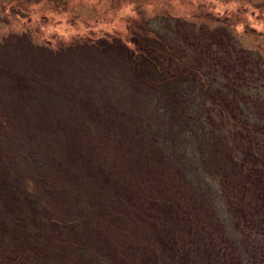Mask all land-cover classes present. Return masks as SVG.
Instances as JSON below:
<instances>
[{
    "label": "rangeland",
    "instance_id": "rangeland-1",
    "mask_svg": "<svg viewBox=\"0 0 264 264\" xmlns=\"http://www.w3.org/2000/svg\"><path fill=\"white\" fill-rule=\"evenodd\" d=\"M245 139L264 0H0V264H264Z\"/></svg>",
    "mask_w": 264,
    "mask_h": 264
},
{
    "label": "trees",
    "instance_id": "trees-1",
    "mask_svg": "<svg viewBox=\"0 0 264 264\" xmlns=\"http://www.w3.org/2000/svg\"><path fill=\"white\" fill-rule=\"evenodd\" d=\"M130 30V29H129ZM137 48V47H136ZM130 54H132L133 61H136L139 56H141L140 52H133L132 49H128ZM135 74L136 71H133ZM174 72H166L162 79H168L173 76ZM207 88V86H204ZM231 118V117H230ZM236 123V122H235ZM246 144L239 151L241 152V156L238 157L235 155L234 151L230 152V156L234 158V165L231 169L230 175L234 182L245 189L249 194L246 201H242L239 203V207L242 208L243 205H258V209H256L251 215L252 220H256L258 218L257 212L264 208V144L259 143L257 139H245ZM238 149V148H237ZM226 179L223 176L222 181ZM106 180H108L106 178ZM113 181L109 183L112 186ZM121 184H119L120 186ZM173 210V207L164 210V211H155V215L158 216L159 213L162 214L163 218ZM158 239H164L161 236H158ZM162 245L168 249L169 252H172V246L168 242H162ZM6 248L0 250V252L4 253ZM240 264V263H237Z\"/></svg>",
    "mask_w": 264,
    "mask_h": 264
}]
</instances>
